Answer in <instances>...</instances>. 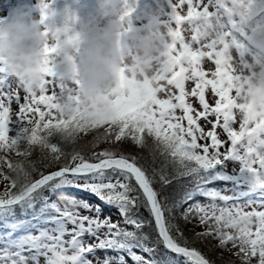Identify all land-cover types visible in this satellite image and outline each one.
Masks as SVG:
<instances>
[{
    "label": "snow or ice",
    "instance_id": "1",
    "mask_svg": "<svg viewBox=\"0 0 264 264\" xmlns=\"http://www.w3.org/2000/svg\"><path fill=\"white\" fill-rule=\"evenodd\" d=\"M214 89L192 82L150 109L120 101L115 120L93 130L57 119L54 83L38 99L0 88V264H264V153H241ZM58 133L66 143H53ZM12 156L28 157L23 186L10 182ZM197 221L203 230L186 235L182 223Z\"/></svg>",
    "mask_w": 264,
    "mask_h": 264
},
{
    "label": "clouds",
    "instance_id": "2",
    "mask_svg": "<svg viewBox=\"0 0 264 264\" xmlns=\"http://www.w3.org/2000/svg\"><path fill=\"white\" fill-rule=\"evenodd\" d=\"M97 9L103 23L73 15L54 35L23 5L0 19L8 94L43 98L54 83L57 119L100 130L115 120L120 101L150 109L171 100L173 89L210 80L241 153H264V0H180L171 23L153 20L140 30L127 23L135 0H98ZM11 160L10 182H30L28 157Z\"/></svg>",
    "mask_w": 264,
    "mask_h": 264
},
{
    "label": "rangeland",
    "instance_id": "3",
    "mask_svg": "<svg viewBox=\"0 0 264 264\" xmlns=\"http://www.w3.org/2000/svg\"><path fill=\"white\" fill-rule=\"evenodd\" d=\"M16 3H15V2ZM9 3L6 1V4L0 5V19L6 18L11 9L17 5L25 6L32 15L39 19L44 18V27L46 30L51 31L54 35L58 29H60L65 21L70 16H77L81 21L88 20H97L103 23L100 20L97 4L98 0H14ZM204 3H208V0H203ZM180 0H135V10L128 17V26H130L133 30H140L145 25L150 23L153 20L159 22H169L170 14L172 11V7L179 5ZM183 8L186 10L187 5H183ZM131 41L128 42L129 47H131ZM52 80L55 81V77H52ZM11 84V78L6 77L4 74L0 73V88L7 89ZM210 89L206 90V98L207 93ZM14 118V117H13ZM186 124V122H184ZM10 135H14V133H10ZM3 155V153H1ZM215 187H223L222 182H216ZM69 190V189H68ZM0 191H3V185L0 184ZM78 194L74 195L72 198L78 200H84L90 204H96L102 208V215L108 216L110 215L113 221L119 218V213L115 208L104 205L102 202L98 201L96 197H94L91 193H84L81 190L76 191ZM196 201L200 203H206L207 201L203 197L195 198ZM50 202H56V197L50 196ZM194 201H189V204ZM187 207V205H185ZM195 227L197 231L203 230V227L198 226V221L195 223L189 222L186 223L183 227L184 230H189ZM129 230L131 228L129 227ZM2 231V230H0ZM138 255H144L147 258V254L141 253L139 249L135 250ZM115 255V253L108 251L105 253L102 250H97V257L103 258L104 255ZM171 254V253H170ZM91 258V257H90ZM125 259L127 264H132L131 258L125 255ZM181 264L183 263V258H179ZM43 264V261H41Z\"/></svg>",
    "mask_w": 264,
    "mask_h": 264
},
{
    "label": "trees",
    "instance_id": "4",
    "mask_svg": "<svg viewBox=\"0 0 264 264\" xmlns=\"http://www.w3.org/2000/svg\"><path fill=\"white\" fill-rule=\"evenodd\" d=\"M6 1H9V3H10L13 0H6ZM5 4H6L5 0H0V5H3L4 6ZM53 143L59 144V141L54 139L53 140ZM0 155H2V154L0 153ZM42 170L45 171V174H47L48 171H50V170H58V168H56V169H49V170L42 169ZM65 191H66V194L69 196V198H72L77 193L76 191H78V189H69V190H65ZM51 197H53V196H51ZM184 226H185V224L182 223V228ZM184 231H185V234L186 235L189 234L188 230H184ZM195 247H197L198 250H200L202 252V254L207 253V249L203 245H195ZM170 255L174 256L173 254H170ZM183 263H184V261H183Z\"/></svg>",
    "mask_w": 264,
    "mask_h": 264
}]
</instances>
